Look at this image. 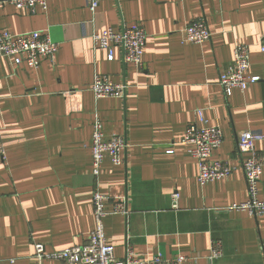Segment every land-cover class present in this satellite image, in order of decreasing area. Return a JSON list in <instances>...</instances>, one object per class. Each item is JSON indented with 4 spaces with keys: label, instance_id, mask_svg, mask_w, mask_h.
I'll return each mask as SVG.
<instances>
[{
    "label": "crops",
    "instance_id": "0c3cea01",
    "mask_svg": "<svg viewBox=\"0 0 264 264\" xmlns=\"http://www.w3.org/2000/svg\"><path fill=\"white\" fill-rule=\"evenodd\" d=\"M201 18L210 39L185 42L184 27ZM132 24L147 36L141 69L124 64L119 48L109 61L90 38ZM3 30L46 32L58 51L53 62L35 69L0 57V264H38L37 244L49 256L88 240L96 117L106 137L126 142L123 165L106 159L98 178L100 192L123 200L127 211L103 219L117 260L130 245L144 260L181 255L186 264H264V216L227 211L247 199L239 134L260 132L255 147L264 155V0H104L94 15L85 0H49L45 11L0 0ZM237 44L249 46L248 75L259 80L226 97L219 77ZM95 75L124 84L125 98L96 100L89 90ZM198 110L223 135L212 160L233 168L228 179L203 186L197 163L180 144ZM214 241L222 255L209 262ZM41 264L59 262L45 258Z\"/></svg>",
    "mask_w": 264,
    "mask_h": 264
},
{
    "label": "built area",
    "instance_id": "2783aa9c",
    "mask_svg": "<svg viewBox=\"0 0 264 264\" xmlns=\"http://www.w3.org/2000/svg\"><path fill=\"white\" fill-rule=\"evenodd\" d=\"M48 1L9 0L10 4L16 8L30 11L36 7L45 11ZM102 1L104 0H85L88 11L94 15ZM182 32L185 42L193 45L207 42L211 37L203 18L187 24ZM90 38L95 49L107 51L109 61L113 59V49L119 48L124 64L132 65L136 69L142 68V56L147 36L139 24L123 26L119 31L105 29L100 33L93 32ZM261 50L264 52V47ZM57 51L58 44L53 42L46 32H28L20 35H12L6 30L0 32V57L11 59L15 66L25 65L29 69H35L44 60L53 62ZM248 70L249 46L237 44L233 49L232 61L219 77V86L226 97H229L234 90L245 92L249 85L259 80L256 77H250ZM89 90L96 100L103 98L123 100L127 93V87L124 84L113 83L108 76L104 75H95ZM92 128L89 152L91 156L90 173L95 180L92 194L94 227L83 245L60 250L49 256L44 254L42 245H35V258L38 264H41L45 258H52L59 264H186L187 258L181 255L175 256L172 260H164L161 255H157L152 260L140 259L134 254L130 245H126L123 260H117L114 257V248L107 242L104 234L103 219L110 215H126L127 211L123 200L111 199L100 192L98 178L106 159L113 166L123 165L122 154L126 149V142L123 137L116 134L106 137L98 117L95 118ZM1 138L0 129V158L4 159L5 152ZM237 139L239 153L246 155L242 161V171L247 199L240 204L229 206L227 211L260 218L264 216V197L259 196L264 155L257 152L255 145L263 140V136L260 132L245 131L239 134ZM222 142L223 135L220 128L208 126L202 111L198 110L195 121L186 127L180 144L188 148L187 155L197 163L199 185L226 180L231 175L233 168L230 165L212 160L213 153L220 148ZM173 198L176 199L177 196L174 195ZM107 204H112L111 211L106 209ZM221 255V244L214 241L207 260L213 262Z\"/></svg>",
    "mask_w": 264,
    "mask_h": 264
}]
</instances>
